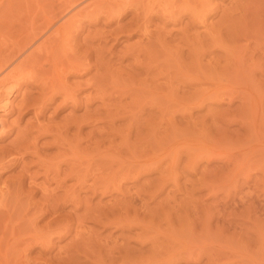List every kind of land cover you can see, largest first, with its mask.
Listing matches in <instances>:
<instances>
[{
  "label": "rangeland",
  "instance_id": "374dc122",
  "mask_svg": "<svg viewBox=\"0 0 264 264\" xmlns=\"http://www.w3.org/2000/svg\"><path fill=\"white\" fill-rule=\"evenodd\" d=\"M88 1L0 0V66ZM123 1L0 108V264H264V0Z\"/></svg>",
  "mask_w": 264,
  "mask_h": 264
},
{
  "label": "bare ground",
  "instance_id": "6f19581e",
  "mask_svg": "<svg viewBox=\"0 0 264 264\" xmlns=\"http://www.w3.org/2000/svg\"><path fill=\"white\" fill-rule=\"evenodd\" d=\"M97 1H99V2H102V4H105V5H108V6H112L113 4H115V3H117V5H118V3H122V2H124L123 0H97ZM96 0H94V1H88V2H85V4L84 5H82L84 2H82V3H77V2H71V3H67L68 5H66L65 6V15H68V16H65L64 15V20H62L63 19V17L62 18H60V24L59 25H54V24H49L48 26H47V28L45 29V31L42 33V36H40L42 39L39 41V40H37V41H39V42H35L34 43V47H33V44L30 46V47H27V49H29V50H27L28 51V53L26 54L25 53V55L24 54H22V53H19V57H21V58H19L18 56V58H19V60L14 64V65H12V63L11 64H9V63H7V64H9V65H6V66H4L5 64L4 63H2V65L0 66V108H1V111H5L6 110V108H7V103H10V102H8L9 101V98H10V95L11 94H14L13 93V91H15V87H16V84H17V82H18V80L19 79H21L22 77H21V71H24V70H22V69H26L25 67L27 66L28 67V64L31 62V61H34L33 59H34V57H36L37 55H39V54H41V53H48V52H50V50H49V47H50V45H48V42H49V39H52V38H59V39H61L63 42H67V44L69 43V34H70V28H71V26H72V24H76L78 21V17L80 18V14L83 12L82 11V9L84 8L85 10H84V12L86 11V10H88V9H91V7L93 6L94 7V4H96V2H97ZM134 1V0H133ZM155 2V0H152V2ZM105 2V3H104ZM130 2V1H129ZM107 3V4H106ZM112 4V5H109V4ZM158 3H160V2H158ZM123 4V3H122ZM161 4H162V2H161ZM82 5V6H81ZM116 5V4H115ZM157 5H159V4H157ZM165 5V4H164ZM163 4L161 5V6H164ZM169 5V4H168ZM114 6V5H113ZM160 6V5H159ZM63 6H61V8H62ZM123 7V6H122ZM165 7H166V5H165ZM86 8H88V9H86ZM95 8V7H94ZM94 8H92V9H94ZM167 8V7H166ZM171 8V7H170ZM164 9L165 8H163V11H164ZM101 11V10H100ZM166 11V10H165ZM168 11H169V9H168ZM170 11H171V9H170ZM203 11V10H202ZM83 12V13H84ZM88 12V11H87ZM82 13V15H84ZM164 13V12H163ZM195 13V12H194ZM172 15V14H171ZM65 17H66V19H65ZM200 17V16H199ZM202 17V16H201ZM201 19V18H200ZM62 20V21H61ZM202 21V20H201ZM201 23V22H200ZM203 23V22H202ZM53 25V26H52ZM55 26V28H53ZM77 27V26H76ZM72 29V28H71ZM43 31V30H42ZM40 32V31H39ZM72 32V31H71ZM34 36V35H33ZM71 37H72V35H71ZM53 40V39H52ZM52 40H50V41H52ZM35 41V40H34ZM56 42V41H55ZM60 43V42H59ZM55 44V43H54ZM61 46H63L64 48H65V46L64 45H62V42H61ZM55 47V46H54ZM62 47V48H63ZM19 48V47H18ZM51 48V47H50ZM56 48V47H55ZM67 50H68V48H66ZM53 51V50H52ZM16 52V51H15ZM24 52H26L25 50H24ZM54 52V51H53ZM52 52V53H53ZM75 52V51H74ZM14 54V53H13ZM53 54H55V53H53ZM16 55V54H15ZM56 55H57V53H56ZM43 56V55H42ZM58 56V55H57ZM11 57V56H10ZM49 57V56H48ZM56 57V56H55ZM66 57V56H65ZM58 58V57H57ZM57 58H54V60H53V57H52V65H53V62H54V67L55 68H57L58 67V65L59 66H62V65H64L62 62H60V64H59V62L57 61ZM62 58V57H61ZM70 58V57H69ZM68 58V59H69ZM76 58H78V57H76ZM16 59V58H15ZM43 59V58H42ZM47 59V58H46ZM59 59V58H58ZM63 61H64V59H62ZM61 60V61H62ZM47 61V60H46ZM56 61L58 62V63H56ZM77 61V60H76ZM12 62H14V61H12ZM43 62V61H42ZM50 62V61H49ZM34 63V62H33ZM35 63H37V62H35ZM40 63V62H39ZM48 63V62H47ZM50 64V63H49ZM74 64H75V62H74ZM30 65V64H29ZM35 65H37V64H35ZM38 65H40V64H38ZM73 65V64H72ZM85 65V64H84ZM52 66V67H53ZM69 66H71V65H69ZM69 66H63L62 68H59V71H65L66 69H72V68H70ZM78 66H80V65H78ZM82 66V65H81ZM73 68H75V65L74 66H72ZM76 67H77V65H76ZM28 68H30V67H28ZM37 68H39V67H37ZM83 68V67H82ZM31 69V68H30ZM53 69V68H52ZM58 69V68H57ZM32 70V69H31ZM43 70V69H42ZM76 70V69H75ZM81 70V69H80ZM30 71V70H29ZM38 71V70H37ZM58 71V72H59ZM26 72H28V71H26ZM34 72V71H33ZM46 72V71H45ZM23 73V72H22ZM57 73V72H56ZM27 74V73H26ZM32 74V73H31ZM37 75V74H36ZM55 75V74H54ZM67 75V74H66ZM29 76H30V74H29ZM58 76H60V75H58ZM21 77V78H20ZM33 77V76H32ZM55 78V77H54ZM61 78V77H60ZM63 78V77H62ZM33 79V78H32ZM35 81V80H34ZM58 81H60V80H58ZM52 82V81H51ZM66 90V89H65ZM67 95V94H66ZM12 96V95H11ZM13 100V99H12ZM9 106V105H8ZM8 109V108H7ZM3 124V122H0V129H2V125ZM1 131V130H0ZM14 143V142H13ZM15 149V148H14ZM10 153V152H9ZM15 153V152H14ZM24 153H26V152H24ZM4 181V180H3ZM3 183V182H2ZM1 183V184H2ZM4 185V184H3ZM3 188V187H2ZM1 188V186H0V206L2 205H4V199H5V195H6V192H5V190H3ZM20 190V189H19ZM10 192V191H9ZM9 200V199H8ZM28 201V200H27ZM29 203V202H28ZM54 204V203H53ZM7 206V205H6ZM30 206V205H29ZM56 206V205H55ZM49 209V208H48ZM37 210V209H36ZM44 210V209H43ZM2 211V210H1ZM39 212V211H38ZM8 213V212H7ZM34 215V214H33ZM5 216H7V215H5ZM10 216V215H9ZM10 221V220H9ZM6 222V221H5ZM11 222V221H10ZM6 224V223H5ZM36 228V227H35ZM12 229V228H11ZM6 230V229H5ZM4 255V254H3ZM23 257H24V255H23ZM4 258V257H3ZM22 258V257H21ZM1 262V261H0Z\"/></svg>",
  "mask_w": 264,
  "mask_h": 264
}]
</instances>
